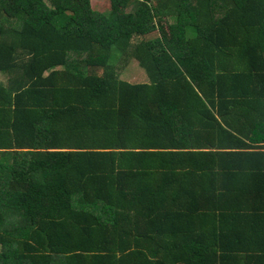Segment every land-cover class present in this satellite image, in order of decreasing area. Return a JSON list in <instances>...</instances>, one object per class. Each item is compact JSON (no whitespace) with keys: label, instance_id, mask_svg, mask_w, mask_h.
<instances>
[{"label":"trees","instance_id":"1","mask_svg":"<svg viewBox=\"0 0 264 264\" xmlns=\"http://www.w3.org/2000/svg\"><path fill=\"white\" fill-rule=\"evenodd\" d=\"M156 1L0 0V264H264V0Z\"/></svg>","mask_w":264,"mask_h":264},{"label":"rangeland","instance_id":"2","mask_svg":"<svg viewBox=\"0 0 264 264\" xmlns=\"http://www.w3.org/2000/svg\"><path fill=\"white\" fill-rule=\"evenodd\" d=\"M154 1L157 2L156 0ZM91 5L94 11L106 14L110 11L111 0H91ZM155 37L156 35H154V37H150L149 40H152ZM122 72L123 73H121L119 77L124 81H129L132 83L136 82V84L149 82L147 73L142 68L139 69V64L136 60H131L128 64V67ZM2 80L4 82L5 78L2 77Z\"/></svg>","mask_w":264,"mask_h":264},{"label":"crops","instance_id":"3","mask_svg":"<svg viewBox=\"0 0 264 264\" xmlns=\"http://www.w3.org/2000/svg\"><path fill=\"white\" fill-rule=\"evenodd\" d=\"M4 78H5V77H4ZM0 80L3 81V80H2V77H0Z\"/></svg>","mask_w":264,"mask_h":264}]
</instances>
